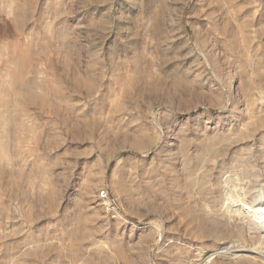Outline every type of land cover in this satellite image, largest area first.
I'll return each mask as SVG.
<instances>
[{"label": "rangeland", "instance_id": "rangeland-1", "mask_svg": "<svg viewBox=\"0 0 264 264\" xmlns=\"http://www.w3.org/2000/svg\"><path fill=\"white\" fill-rule=\"evenodd\" d=\"M0 264H264V0H0Z\"/></svg>", "mask_w": 264, "mask_h": 264}, {"label": "built area", "instance_id": "built-area-1", "mask_svg": "<svg viewBox=\"0 0 264 264\" xmlns=\"http://www.w3.org/2000/svg\"><path fill=\"white\" fill-rule=\"evenodd\" d=\"M101 195H102L103 197H105V196H106V191H105V190L102 191V192H101Z\"/></svg>", "mask_w": 264, "mask_h": 264}, {"label": "bare ground", "instance_id": "bare-ground-1", "mask_svg": "<svg viewBox=\"0 0 264 264\" xmlns=\"http://www.w3.org/2000/svg\"><path fill=\"white\" fill-rule=\"evenodd\" d=\"M141 73V72H140ZM144 127V126H143ZM140 128H142V127H140ZM145 128V127H144ZM143 131V130H142Z\"/></svg>", "mask_w": 264, "mask_h": 264}]
</instances>
